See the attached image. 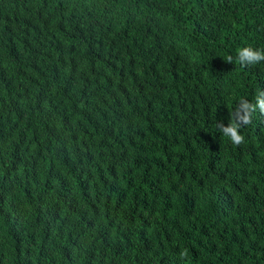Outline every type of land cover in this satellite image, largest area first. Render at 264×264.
Listing matches in <instances>:
<instances>
[{"label":"trees","instance_id":"16d2710c","mask_svg":"<svg viewBox=\"0 0 264 264\" xmlns=\"http://www.w3.org/2000/svg\"><path fill=\"white\" fill-rule=\"evenodd\" d=\"M245 47L264 0H0V264H264Z\"/></svg>","mask_w":264,"mask_h":264},{"label":"clouds","instance_id":"9594fccd","mask_svg":"<svg viewBox=\"0 0 264 264\" xmlns=\"http://www.w3.org/2000/svg\"><path fill=\"white\" fill-rule=\"evenodd\" d=\"M264 61V49H254L252 47H245L237 50V59L236 63L243 67H247L249 65H255ZM228 63H233V57L229 55L227 57ZM244 106V110L246 112V116L243 120V125H248L252 122L253 113H255L256 109L259 108L262 113H264V103L260 105H250L241 101ZM240 124H237L234 120L230 122V126L226 129L225 134L229 136L231 142L235 146H239L244 143V136L240 134L239 128Z\"/></svg>","mask_w":264,"mask_h":264}]
</instances>
